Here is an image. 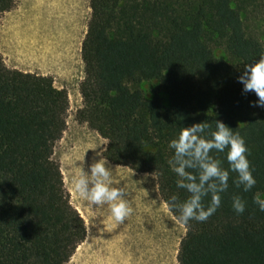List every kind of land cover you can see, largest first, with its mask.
I'll return each mask as SVG.
<instances>
[{"label": "trees", "instance_id": "trees-1", "mask_svg": "<svg viewBox=\"0 0 264 264\" xmlns=\"http://www.w3.org/2000/svg\"><path fill=\"white\" fill-rule=\"evenodd\" d=\"M248 0H90L81 46L84 79L76 119L107 140L109 163L155 175L159 194L185 227L178 264H264V108L252 107L237 77L264 53L245 28ZM16 0H0V17ZM223 48L238 63L217 58ZM155 81L165 93L147 98L137 88ZM67 92L50 76L9 69L0 55V264H67L85 241L83 218L71 205L55 144L67 126ZM219 120L239 132L249 149L256 185L237 187L229 172L220 207L204 222L179 219L169 204L188 193L176 187L168 147L183 127ZM224 152L210 155L228 169ZM246 202L236 214L234 196ZM210 196L203 200L205 205Z\"/></svg>", "mask_w": 264, "mask_h": 264}, {"label": "rangeland", "instance_id": "rangeland-1", "mask_svg": "<svg viewBox=\"0 0 264 264\" xmlns=\"http://www.w3.org/2000/svg\"><path fill=\"white\" fill-rule=\"evenodd\" d=\"M245 6V28L264 42V0H248ZM90 16V0H16L0 17V55L5 65L50 76L54 86L68 95L66 130L55 144L52 158L60 167L70 203L83 218L87 235L67 264H178L186 230L162 200L155 175L108 162L132 208L122 223L110 216L107 206L90 205L71 187V177L80 172V166L87 171L95 154H103L107 147V140L76 119L85 76L81 46ZM212 51L217 58L238 66L223 48L213 45ZM137 88L147 98L158 93L163 105L167 104L166 94L158 92L155 81Z\"/></svg>", "mask_w": 264, "mask_h": 264}, {"label": "clouds", "instance_id": "clouds-1", "mask_svg": "<svg viewBox=\"0 0 264 264\" xmlns=\"http://www.w3.org/2000/svg\"><path fill=\"white\" fill-rule=\"evenodd\" d=\"M237 81L243 85L242 93H255L257 100L250 102V106L264 108V53L260 54L257 62L243 66ZM168 147L173 150L168 164L177 176L176 187L189 194L181 203H177V197L173 195L169 197L168 204L179 213L178 219L184 224L190 220L204 222L220 207V194L228 188L229 172L236 173L233 183L242 187L244 192L256 185L245 138L222 121L215 122L213 131H209L205 122L183 127L178 136L170 140ZM225 149L228 169L210 155L212 152L222 153ZM80 169L71 177L73 191L96 208L107 206L110 216L117 223H122L132 208L125 188L116 183L115 170L108 160L97 152L88 170L83 169V164ZM206 196H210L207 205L203 203ZM253 203L264 212V199L259 194L253 197ZM245 207L246 202L240 196L233 197L232 208L236 214H242Z\"/></svg>", "mask_w": 264, "mask_h": 264}, {"label": "bare ground", "instance_id": "bare-ground-1", "mask_svg": "<svg viewBox=\"0 0 264 264\" xmlns=\"http://www.w3.org/2000/svg\"><path fill=\"white\" fill-rule=\"evenodd\" d=\"M62 3V2H61Z\"/></svg>", "mask_w": 264, "mask_h": 264}]
</instances>
